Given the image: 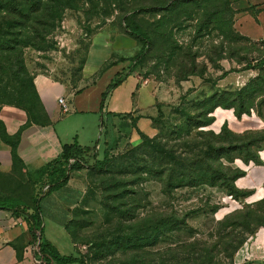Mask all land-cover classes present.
<instances>
[{"label": "rangeland", "instance_id": "rangeland-1", "mask_svg": "<svg viewBox=\"0 0 264 264\" xmlns=\"http://www.w3.org/2000/svg\"><path fill=\"white\" fill-rule=\"evenodd\" d=\"M155 1H84L80 10L65 13L50 37L53 46L48 51L25 50V64L33 68L30 73L49 75L73 91L94 82L89 96L98 100L116 75L129 74L127 80L108 97L105 109L121 113V118L116 116V119L111 120L104 117L102 131L99 130L94 142L100 150V158L106 144L119 150L114 153V157L132 148L128 146L123 149V141L125 136L129 137L131 116L134 117L137 107L141 105V113L150 114L147 95H136L139 82L152 88V95L161 113V117L156 115L154 131L149 137L161 136L168 146L184 152L188 149L181 144L188 140L203 142L210 139L217 144L216 147L226 145L228 138H233L235 146L255 141L249 152L245 149L230 152L231 162L225 160V154L217 161V164L220 162L229 166L239 174L234 186L246 197L238 200L227 196L218 187L219 183L213 188L184 187L166 194L156 180L146 179L143 174L117 177L127 182V190L139 192L138 197L132 196L135 203L126 201L130 204L128 208L132 209L131 204L140 208L136 209L135 220L121 223L124 228L134 227L138 221L146 220L153 213L175 212L186 223L170 240L162 238L155 248L141 252L138 264H150L152 255H157L155 263L160 264L169 244L185 247L196 242L195 250H199L202 249V243L216 244L222 240L235 239L232 243L228 241L234 246L240 238L239 231L234 227L223 228L222 224L229 226L237 220L236 212L253 205L254 211H261L256 231L246 238L231 259L228 257L231 247L225 251L219 245L214 251V264H234L239 251L258 234H264V71L257 78V71H254L256 75L253 77L251 70H246L247 64L251 62L256 65L264 57V43L235 38L236 31H231L235 15L229 10V0H199L198 8L183 7L169 13H135L140 8L153 6ZM217 10L221 12L220 19L213 20L198 33V21L203 19L204 12ZM123 16H127L131 24L139 26L151 38L150 47L140 58V63L135 56L141 45L126 33ZM88 53L90 64L87 73L94 74L96 67L107 62L95 77L84 80L81 62L87 59ZM135 63L137 68L130 73ZM188 71L195 75H187ZM225 72L227 75L221 79ZM252 81L255 84L249 87ZM240 90L245 91L242 96L246 103L243 111L237 103L232 108H225L216 99L222 92ZM8 102V96L0 90V103ZM188 118L196 119L190 121ZM143 122H140L139 127L145 131L147 128ZM200 123H209V126L199 127ZM223 126H226L227 133L221 132ZM177 127L176 135L173 132ZM187 132L189 136H186ZM137 144V139L131 142V145ZM91 164L92 161L89 162ZM86 172L91 187L90 197L87 206L79 209L71 223L76 248L80 249V254L88 264H131L130 252L105 253V257L95 259L97 250L93 244L105 238L104 243H110V236L115 233L113 230L119 219L108 213L101 204L99 183L103 175L88 169Z\"/></svg>", "mask_w": 264, "mask_h": 264}, {"label": "trees", "instance_id": "trees-1", "mask_svg": "<svg viewBox=\"0 0 264 264\" xmlns=\"http://www.w3.org/2000/svg\"><path fill=\"white\" fill-rule=\"evenodd\" d=\"M84 1L87 0H0V90L4 92L5 96H8L9 100L8 103H0V105L17 107L23 110L28 117L27 124L12 137L6 134L0 122V138L6 145L10 146L14 165L19 162L16 149L21 131L30 124L45 125L48 123V118L33 83V75L25 64L24 52L26 49L37 52L48 51L53 46L50 37L65 13L80 10ZM198 1L156 0L153 6L140 8L135 13L159 11L169 13L183 7L198 8ZM229 10L235 16L238 14L231 7ZM220 15L221 12L218 10L204 12L203 19L198 21L197 32H202L213 20H219ZM188 17L191 18V16ZM234 20L231 24V31H234ZM122 22L128 36L141 45L135 56V59L140 63V58L145 55L150 47L151 38L139 26L131 24L127 16L122 17ZM236 36L235 38L250 42L238 33ZM263 58L259 59L256 65H252L250 62L246 66V70L258 72L257 78L260 77V72L264 71ZM85 62L86 60L81 62L82 69ZM136 63L131 67L130 73L137 68ZM186 74L195 75L192 71H188ZM226 75V72L223 73L221 79ZM127 77H129V74L114 77L113 81L101 94V109L111 92L119 87ZM249 83V87L255 84L254 81ZM244 92L242 90L222 92L221 95L215 98L219 99L220 103L225 105V108H232L237 103L243 111L246 105L242 97ZM254 92L256 93L255 90ZM219 101L217 100V104ZM157 114L161 117L159 109ZM237 116L240 115L237 114ZM188 119L194 121L196 118ZM154 120L155 118L153 124ZM132 123H135V120L132 119ZM199 125V127H206L209 126V123H200ZM175 129L173 134L177 133L178 127ZM221 132L227 133L226 126L222 127ZM137 133L140 138L138 145L117 157H114V154L106 153L100 160L97 159L94 148L81 147L77 142L63 145L55 159L27 175L28 182L33 188L30 206L24 205L16 199L0 196V209L12 211L25 219L35 242L36 251L43 264H88L82 254H79L78 257L59 255L56 249L43 239L40 201L52 191L65 186L70 174L76 171L88 169L103 175L99 183L101 204L108 213L119 219L116 228L113 230L115 233L110 236L112 237L110 243L105 244V238L100 243L93 244V248L97 250L95 259L105 257V253L130 252L132 254L130 263L138 264L141 252L144 253L146 250L155 248L162 238L170 240L179 228L186 225L183 217L175 212H170L150 214L146 220L144 219L145 221H138L134 227L124 228L121 223L135 220L136 209L140 208V206L134 207V204H131L132 209L128 208L130 204L126 201L132 200V203H135L136 200L132 199V196L138 197L139 192L127 190V182L117 178L120 175L143 174L147 177L146 179L156 180L161 185L162 192L166 194H171L175 190L184 187L194 189L200 186H208L213 188L218 186L219 183L218 187L227 196L235 200L246 197V194L234 186L239 174L229 166H225L220 162L217 164V161H220L221 155L225 154V160L231 162L230 152L234 149H245L246 152H249L255 141H248L240 146H235L233 138H228L226 145L216 147L217 144L210 139H205L203 142L188 140L181 144L188 149L184 152L168 146L161 136L151 138L140 131H137ZM189 135V132H187L186 136ZM210 135L212 136V134ZM91 161L92 164L89 165ZM259 213L261 211H254L253 205H247L241 211L236 212L235 218L237 220L235 222L229 226L222 224L223 228L234 227L239 231L240 238L237 239L234 246L229 243H232L235 239L222 240L216 244L215 242L213 244H210L211 242L202 243V249L199 250H195L196 242L185 247L169 244L159 263L214 264V251L219 245L225 251L231 247V252L228 255L231 259L233 254L244 244L246 238L256 231L257 226H259ZM72 221L66 226V229L74 242V235L71 230ZM192 249L194 250L192 251ZM156 256L152 255L153 259L150 260V264H156Z\"/></svg>", "mask_w": 264, "mask_h": 264}, {"label": "crops", "instance_id": "crops-1", "mask_svg": "<svg viewBox=\"0 0 264 264\" xmlns=\"http://www.w3.org/2000/svg\"><path fill=\"white\" fill-rule=\"evenodd\" d=\"M230 7L238 12L233 24L236 33L252 43H264V0H230ZM91 47L92 45L90 49ZM89 59L88 53L82 69L84 80L95 77L107 62H103L100 67L95 68L94 74H90L87 73ZM27 68L32 72V67L27 65ZM251 73L253 77L256 75L253 70ZM32 75L48 123L30 124L21 131L16 149L19 162L15 165L12 162L10 146L0 138V196L16 199L27 206H30L33 194L27 175L55 159L63 145L77 142L81 147L94 148L99 160L106 153L114 154L119 151L106 144L103 156L100 158V150L94 142L99 130L102 131L104 117L111 120L116 119V116L121 118V113L105 109L108 98L101 109V97L98 100L89 96L91 84L94 82L83 89L73 91L64 83L44 73L37 72ZM151 89L145 83L139 82L136 85L137 97L139 94H146L149 98L147 108L151 112L149 115L141 113L140 110L143 109L141 105L136 108L134 117L131 116L132 128L129 137L125 136L123 141V149L128 146L134 147L131 142L136 139L139 144L137 131L147 136L152 135L154 131L153 119L158 113V107ZM59 98L65 99L69 112H61L57 103ZM132 119L135 123H132ZM27 121V114L23 110L11 105H0V122L8 136L17 134ZM141 121H144L147 131L139 127ZM90 189L86 169H83L71 173L65 186L52 191L40 201L43 239L49 242L61 256L78 257L80 254V249L76 248L66 226L74 219L81 207L87 206ZM259 235L239 251L234 264H264V234ZM0 264H43L23 216L5 209H0Z\"/></svg>", "mask_w": 264, "mask_h": 264}, {"label": "built area", "instance_id": "built-area-1", "mask_svg": "<svg viewBox=\"0 0 264 264\" xmlns=\"http://www.w3.org/2000/svg\"><path fill=\"white\" fill-rule=\"evenodd\" d=\"M57 103H58V105H59L60 110H61L62 113H67V112H69V106H68V104L66 103V101H65L64 98H59V99L57 100ZM71 162H72V161H71Z\"/></svg>", "mask_w": 264, "mask_h": 264}]
</instances>
